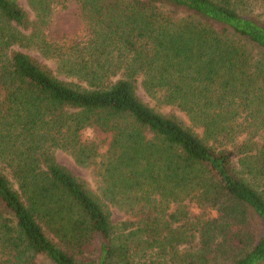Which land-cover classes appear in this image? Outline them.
<instances>
[{"label":"trees","instance_id":"trees-1","mask_svg":"<svg viewBox=\"0 0 264 264\" xmlns=\"http://www.w3.org/2000/svg\"><path fill=\"white\" fill-rule=\"evenodd\" d=\"M29 1L0 0V264H264V0Z\"/></svg>","mask_w":264,"mask_h":264},{"label":"rangeland","instance_id":"rangeland-1","mask_svg":"<svg viewBox=\"0 0 264 264\" xmlns=\"http://www.w3.org/2000/svg\"><path fill=\"white\" fill-rule=\"evenodd\" d=\"M15 1L32 18L35 17L36 13L33 10L32 6L30 5L29 0H15ZM70 15L71 14H67V13L58 15L57 30L59 32L56 35H62L64 33L71 35L73 32H75L79 28L80 22L76 21V18H73ZM72 20H74L75 22H73ZM19 50L29 55L43 68L48 69L52 73L53 76L59 79H62L64 81H70L64 74H62L60 70H58L57 64L54 61L47 60L39 52L35 50L26 49V48H22ZM136 92L138 96L140 97V99L144 103L149 105L151 108H153L156 112L162 115H166V116L171 114L170 108L167 107L164 103H162L161 101L162 99H160L159 96H153V95H149L148 93H146L145 90L142 88L141 84L137 85ZM196 132L199 133L198 131ZM199 135L201 136L200 133ZM57 159L61 166H63L68 171H70L73 175H75V177H77L80 181H82L86 186H88L89 188L92 187L91 181H92V175L94 173V170L92 168H82L75 162V160L67 152H64L62 150H59L57 152ZM186 204L188 205L189 202L187 201L186 203H184V205ZM110 208H111V213H112L113 224L120 225L127 218V213L116 206H110ZM177 208L178 206L172 205L169 207V210L167 211L175 213L176 211H178ZM188 210H189V206H188Z\"/></svg>","mask_w":264,"mask_h":264}]
</instances>
